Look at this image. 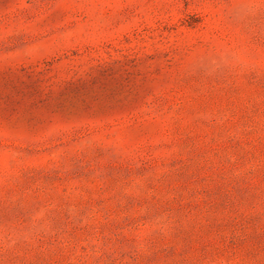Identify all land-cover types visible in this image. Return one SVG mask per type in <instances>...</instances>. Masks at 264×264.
Masks as SVG:
<instances>
[{"label":"rangeland","instance_id":"obj_1","mask_svg":"<svg viewBox=\"0 0 264 264\" xmlns=\"http://www.w3.org/2000/svg\"><path fill=\"white\" fill-rule=\"evenodd\" d=\"M0 264H264V0H0Z\"/></svg>","mask_w":264,"mask_h":264}]
</instances>
